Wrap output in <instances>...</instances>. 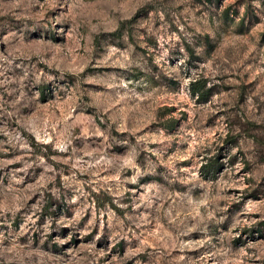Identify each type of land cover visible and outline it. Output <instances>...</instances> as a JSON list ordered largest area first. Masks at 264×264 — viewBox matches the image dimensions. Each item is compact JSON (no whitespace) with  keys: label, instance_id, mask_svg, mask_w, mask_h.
Listing matches in <instances>:
<instances>
[{"label":"rangeland","instance_id":"1","mask_svg":"<svg viewBox=\"0 0 264 264\" xmlns=\"http://www.w3.org/2000/svg\"><path fill=\"white\" fill-rule=\"evenodd\" d=\"M0 264H264V0H0Z\"/></svg>","mask_w":264,"mask_h":264},{"label":"trees","instance_id":"2","mask_svg":"<svg viewBox=\"0 0 264 264\" xmlns=\"http://www.w3.org/2000/svg\"><path fill=\"white\" fill-rule=\"evenodd\" d=\"M205 87V84L201 81L192 83L190 88L192 96H197L199 99L206 100L210 95V91L206 90ZM218 168L219 165H217L216 163L212 164L210 167H205L204 176L213 177L215 173H217Z\"/></svg>","mask_w":264,"mask_h":264}]
</instances>
